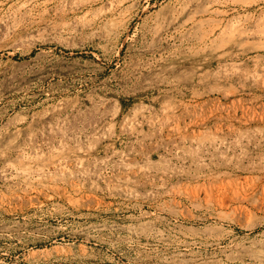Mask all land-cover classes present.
Instances as JSON below:
<instances>
[{
    "label": "rangeland",
    "instance_id": "rangeland-1",
    "mask_svg": "<svg viewBox=\"0 0 264 264\" xmlns=\"http://www.w3.org/2000/svg\"><path fill=\"white\" fill-rule=\"evenodd\" d=\"M0 264H264V0H0Z\"/></svg>",
    "mask_w": 264,
    "mask_h": 264
},
{
    "label": "bare ground",
    "instance_id": "bare-ground-1",
    "mask_svg": "<svg viewBox=\"0 0 264 264\" xmlns=\"http://www.w3.org/2000/svg\"><path fill=\"white\" fill-rule=\"evenodd\" d=\"M49 56H50V55H49ZM50 59H51V58H50ZM38 192H39V191H38ZM22 198H23V197H22ZM2 215H3V214H2ZM2 215H1V216H2ZM13 234H14V233H13ZM7 235H8V234H7ZM14 235H15V234H14ZM6 237H7V236H6ZM2 238H3V237H2ZM8 238H9V236H8ZM11 239H12V238H11Z\"/></svg>",
    "mask_w": 264,
    "mask_h": 264
}]
</instances>
